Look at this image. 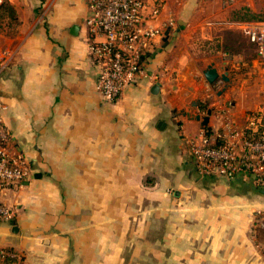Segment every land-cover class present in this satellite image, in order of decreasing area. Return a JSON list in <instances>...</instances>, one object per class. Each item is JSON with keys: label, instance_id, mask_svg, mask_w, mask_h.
<instances>
[{"label": "crops", "instance_id": "crops-1", "mask_svg": "<svg viewBox=\"0 0 264 264\" xmlns=\"http://www.w3.org/2000/svg\"><path fill=\"white\" fill-rule=\"evenodd\" d=\"M5 1L0 102L27 176L1 194L16 215L0 219V251L15 264H264V183L202 175L189 152L202 124L185 111L211 110L216 133L264 110L263 56L236 63L191 50L222 23L208 14L212 0H169L144 74L116 101L96 90L86 0ZM222 1L225 17L264 10V0ZM183 25L203 30L177 37ZM211 63L228 71V97L224 81L206 80Z\"/></svg>", "mask_w": 264, "mask_h": 264}, {"label": "built area", "instance_id": "built-area-1", "mask_svg": "<svg viewBox=\"0 0 264 264\" xmlns=\"http://www.w3.org/2000/svg\"><path fill=\"white\" fill-rule=\"evenodd\" d=\"M86 1L88 14L84 22L89 33V52L101 68L96 90L106 99L116 101L128 85L144 74L142 57L162 35L153 22L160 18L169 0ZM4 2L0 0V6ZM242 29L264 57V21L245 22ZM2 109L0 102V219L12 220L16 210L3 202L1 194L21 187L27 169L23 157L11 150ZM263 113L264 110L251 112L241 127L227 122L216 133L202 128L188 143L198 171L226 179L246 175L263 184ZM14 257V253L0 251L2 264H15Z\"/></svg>", "mask_w": 264, "mask_h": 264}, {"label": "rangeland", "instance_id": "rangeland-1", "mask_svg": "<svg viewBox=\"0 0 264 264\" xmlns=\"http://www.w3.org/2000/svg\"><path fill=\"white\" fill-rule=\"evenodd\" d=\"M223 3L222 0H212V5L208 8V14L213 17L217 16L222 23L209 27L207 33L205 32V36L208 35V37L204 36V38H201L196 44L192 45L191 50L198 57L227 58L236 63H251L252 58L260 57V55L256 50L255 44L250 41L241 29L240 21L245 22L251 20L252 17L263 18L264 10L262 13H253L248 8H242L238 12L230 11L226 13L225 17L224 12H221L224 6ZM4 4H6V1ZM8 13L7 15L12 16L10 12ZM1 18L0 11V31H2L1 29H5L4 25L9 23V21L4 18L2 20ZM234 19H238L239 21L232 24H225L224 22L226 20L234 21ZM202 30V27L196 28L183 25V29L177 34V37L184 34V36H187V39L193 40L197 35L202 33ZM261 59L263 60V57Z\"/></svg>", "mask_w": 264, "mask_h": 264}, {"label": "water", "instance_id": "water-1", "mask_svg": "<svg viewBox=\"0 0 264 264\" xmlns=\"http://www.w3.org/2000/svg\"><path fill=\"white\" fill-rule=\"evenodd\" d=\"M78 30H79V26H74L73 27V32L75 34L78 33ZM170 31H171V27H168L166 32H165V36H164V41L165 42H168V38L170 36ZM206 80L211 84L213 85L216 81L218 80H222L225 82V85L219 89L218 91V94L220 95H224L225 97H228L227 96V93H226V90L228 89V86L231 82L230 80V77L228 75V71H225V72H222L220 73L218 71V69L216 68L215 64L214 63H211L207 66V68L204 70L203 72ZM158 88H159V85L158 84H155L154 87H153V91L156 92L158 91ZM199 103V100L196 99L192 102V106L193 107H196ZM184 114H187L190 118H194L198 121H201V124H202V128L203 129H206L209 124H210V114H211V110L208 111V113L206 115H201L200 113L198 112H193L192 110H189V111H185ZM244 124L240 125L243 126Z\"/></svg>", "mask_w": 264, "mask_h": 264}, {"label": "trees", "instance_id": "trees-1", "mask_svg": "<svg viewBox=\"0 0 264 264\" xmlns=\"http://www.w3.org/2000/svg\"><path fill=\"white\" fill-rule=\"evenodd\" d=\"M4 3H5V2H4ZM4 3L0 6V8L3 7V6H5ZM10 12H11V11H10ZM252 18H254V19H252ZM252 18H251V20H248V21H245V22H249V21H258V20H263V21H264V17H263V18L252 17ZM263 116H264V113H263ZM208 132L210 133L209 130H208ZM7 261H8V260H7Z\"/></svg>", "mask_w": 264, "mask_h": 264}]
</instances>
